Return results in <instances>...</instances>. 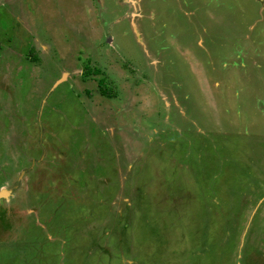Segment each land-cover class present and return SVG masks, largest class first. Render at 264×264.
Wrapping results in <instances>:
<instances>
[{
  "label": "rangeland",
  "instance_id": "374dc122",
  "mask_svg": "<svg viewBox=\"0 0 264 264\" xmlns=\"http://www.w3.org/2000/svg\"><path fill=\"white\" fill-rule=\"evenodd\" d=\"M2 188L0 264H264V0H0Z\"/></svg>",
  "mask_w": 264,
  "mask_h": 264
},
{
  "label": "trees",
  "instance_id": "16d2710c",
  "mask_svg": "<svg viewBox=\"0 0 264 264\" xmlns=\"http://www.w3.org/2000/svg\"><path fill=\"white\" fill-rule=\"evenodd\" d=\"M86 71L89 73L90 72H98V70H95V69L93 70L92 68H88V69H86ZM98 84H99V90L104 96L111 97L114 95L112 89L108 85L105 78H100Z\"/></svg>",
  "mask_w": 264,
  "mask_h": 264
},
{
  "label": "water",
  "instance_id": "95a60500",
  "mask_svg": "<svg viewBox=\"0 0 264 264\" xmlns=\"http://www.w3.org/2000/svg\"><path fill=\"white\" fill-rule=\"evenodd\" d=\"M9 193H10V191L8 189L2 188L0 190V197H6Z\"/></svg>",
  "mask_w": 264,
  "mask_h": 264
}]
</instances>
